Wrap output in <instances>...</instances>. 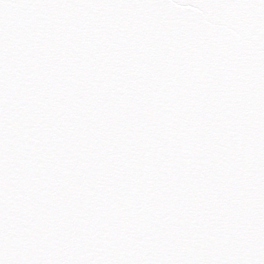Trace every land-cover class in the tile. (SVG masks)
Wrapping results in <instances>:
<instances>
[{"label": "snow or ice", "instance_id": "6c2138e0", "mask_svg": "<svg viewBox=\"0 0 264 264\" xmlns=\"http://www.w3.org/2000/svg\"><path fill=\"white\" fill-rule=\"evenodd\" d=\"M0 264H264V0H0Z\"/></svg>", "mask_w": 264, "mask_h": 264}]
</instances>
